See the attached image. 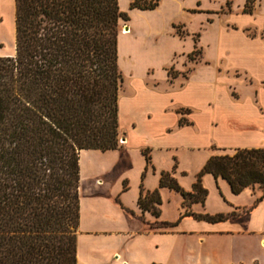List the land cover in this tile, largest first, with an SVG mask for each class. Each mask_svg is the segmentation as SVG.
<instances>
[{
	"label": "crops",
	"instance_id": "obj_1",
	"mask_svg": "<svg viewBox=\"0 0 264 264\" xmlns=\"http://www.w3.org/2000/svg\"><path fill=\"white\" fill-rule=\"evenodd\" d=\"M117 1L128 18L117 36L122 144L79 152L77 264H259L224 242L252 236L264 247V199L243 212L258 195L204 174L207 197L188 210L241 211L208 223L181 218L183 197L159 180L168 173L191 192L211 156L264 147V0L250 12L247 0H159L152 10ZM14 40L15 0H0V57L14 55ZM141 189L158 190V218L139 208Z\"/></svg>",
	"mask_w": 264,
	"mask_h": 264
},
{
	"label": "trees",
	"instance_id": "obj_2",
	"mask_svg": "<svg viewBox=\"0 0 264 264\" xmlns=\"http://www.w3.org/2000/svg\"><path fill=\"white\" fill-rule=\"evenodd\" d=\"M158 2L132 0L129 8L152 10ZM127 20L117 0H15V53L0 57V264H76L69 227L79 222V152L120 148L117 36ZM204 174L225 180L235 195L260 190L249 212L264 199V147L211 156L191 192L160 175V187L183 197L181 218H237L188 210L207 197ZM138 205L158 218V190L141 189Z\"/></svg>",
	"mask_w": 264,
	"mask_h": 264
},
{
	"label": "rangeland",
	"instance_id": "obj_3",
	"mask_svg": "<svg viewBox=\"0 0 264 264\" xmlns=\"http://www.w3.org/2000/svg\"><path fill=\"white\" fill-rule=\"evenodd\" d=\"M7 23H8V29H9V25H10L9 20H7ZM124 25L125 23H123V21H120L118 33L124 30L123 29ZM14 45H15V42H14ZM121 144H122L121 138L118 134V145H121ZM253 192L254 194L258 196L261 194V191L258 190L257 188ZM78 196H79V188H78ZM237 213L240 214L241 211H238ZM69 228L74 231V235L75 237H77L78 225L75 230L72 229L71 225ZM224 244L226 245L227 248L233 249L234 255L239 257L240 259H243L245 262L249 263L252 258H255V260L258 261L259 264H264V247L262 246V248H260L258 246L257 239H255L254 237L252 236L230 237L226 239Z\"/></svg>",
	"mask_w": 264,
	"mask_h": 264
},
{
	"label": "water",
	"instance_id": "obj_4",
	"mask_svg": "<svg viewBox=\"0 0 264 264\" xmlns=\"http://www.w3.org/2000/svg\"><path fill=\"white\" fill-rule=\"evenodd\" d=\"M124 30H126V31H127V28L125 27V28H124ZM263 244H264V243H263Z\"/></svg>",
	"mask_w": 264,
	"mask_h": 264
}]
</instances>
